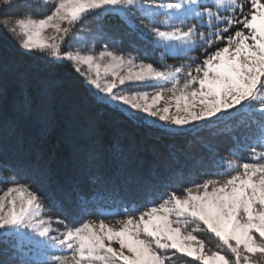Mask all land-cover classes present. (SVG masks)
I'll return each mask as SVG.
<instances>
[{"label":"snow or ice","instance_id":"1","mask_svg":"<svg viewBox=\"0 0 264 264\" xmlns=\"http://www.w3.org/2000/svg\"><path fill=\"white\" fill-rule=\"evenodd\" d=\"M109 16L161 57L184 59L154 65L135 44L110 50ZM88 18L97 23L93 42L107 38L98 53L74 31ZM0 28L43 62L29 70L0 59V179L9 185L0 191V264H264V0H0ZM62 63L132 119L177 134L215 129L232 147L219 155L202 143L187 186L169 179L69 222L57 195L75 194L83 206L115 192L136 153L107 140L87 112L57 102L51 73ZM58 153L72 171L62 183L52 167ZM45 199L64 217L47 215Z\"/></svg>","mask_w":264,"mask_h":264},{"label":"trees","instance_id":"2","mask_svg":"<svg viewBox=\"0 0 264 264\" xmlns=\"http://www.w3.org/2000/svg\"><path fill=\"white\" fill-rule=\"evenodd\" d=\"M38 11L41 14L48 12L47 9ZM105 23L109 26L112 37L111 40H108V46H119L116 47L119 50L124 48L127 51H133V44H135L144 61L160 64V61L157 60L160 49H154L151 45L146 46L143 42L136 40L134 36L127 35V30L120 26V21L115 17H107ZM77 27L79 29L91 28V30L83 31V34L79 33L80 36L92 35L98 31L94 18L86 19L82 25H77ZM116 38H121L122 43H115ZM104 42L105 40L101 41V43ZM0 59L10 60L17 66L29 70L41 69L43 64L42 61L19 50L15 43L2 31H0ZM51 75L58 84L56 89L58 103L71 104L87 112L101 125L107 140L117 138L122 144H131L136 153L132 172L130 175L121 177L115 192L110 189L101 190L102 195L90 196L87 204L83 206L77 202L75 194H72L70 198L61 194L57 195V199L67 210L69 222L74 218L77 220L88 219V214L98 213L101 207L116 208L121 197L142 199L147 189L160 190L169 179L174 180L181 187L187 186L188 180L197 179V168L194 166V160L205 155L202 143L211 144L219 155L227 154L232 147L230 136L213 135L215 129H205L197 133L185 131L177 134L175 130L171 132L160 131L143 117L130 118L128 113L115 110L113 105L103 104L96 100L92 94V89L83 77L75 73L66 63L59 64ZM238 154L244 157L248 155L246 152L239 151ZM52 167L55 180L58 183H62L66 177L72 175L70 167L63 162L59 153ZM178 168H182L183 173L175 172ZM7 175V173L2 174L3 177ZM79 179L82 190L90 194L92 189L86 180L84 178ZM0 183L4 188L9 186L3 179H0ZM48 190V187L45 186L44 191ZM44 204L47 209L46 214L52 216L53 219L58 215L64 217L65 213L57 209L51 200L45 199ZM201 236L208 239L205 234H201ZM0 259L6 260L7 257L0 255ZM12 264H16V262L13 261Z\"/></svg>","mask_w":264,"mask_h":264},{"label":"rangeland","instance_id":"3","mask_svg":"<svg viewBox=\"0 0 264 264\" xmlns=\"http://www.w3.org/2000/svg\"><path fill=\"white\" fill-rule=\"evenodd\" d=\"M40 9H47L48 10V7L47 6H42ZM39 9V10H40ZM12 11H15V9H12ZM137 15H139V13L137 14ZM91 30V28H89V27H85V28H82V29H79L77 26H76V28H75V32L77 33V35L78 36H80L79 35V33H81V34H83V31H85V30ZM206 30V29H205ZM0 31H2L6 36H7V34L4 32V30L2 29V28H0ZM50 31V30H49ZM8 37V36H7ZM80 37H82L83 38V40H87L88 41V43H87V45H86V47L87 48H92V49H94V51H95V53H98L100 50H102V48H103V46H104V43H101V41H103V40H105V39H96L94 42H93V39H92V35L91 34H87V36L86 35H84V36H80ZM9 38V37H8ZM10 39V38H9ZM11 40V39H10ZM83 40L82 41H76V40H73L72 41V43H73V46L74 47H78V46H80L82 43H83ZM12 41V40H11ZM12 42H14V41H12ZM15 43V42H14ZM103 45V46H100V45ZM109 47V49L110 50H114V51H120V50H123V51H125V53H127V52H130V51H127V50H125L124 48H121L120 50L118 49V48H116V47H119V46H108ZM162 50L160 49V52H161ZM199 52V48H197V53ZM193 54H196V53H193ZM184 58H179V57H177V58H175V57H172V56H168V55H165V56H163V57H161L160 55L157 57V60H159L160 61V64L159 65H165V64H176V65H178L179 63H181L182 62V60H183ZM146 63L148 62V61H145ZM154 64V63H153ZM154 65H157V64H154ZM148 91H149V93H150V95H152L153 93H152V90L151 89H148ZM169 95H171V93H169V92H166V93H164V96L165 97H167V96H169ZM160 106L161 107H163L164 106V102L162 101L161 102V104H160ZM172 111H174V108H173V110ZM127 113V112H126ZM147 121H149V122H151L152 123V120H147ZM173 130H175V129H173ZM4 189H6V188H4L3 187V185L0 183V191H2V190H4ZM113 209H115V208H109V207H101L100 208V210H104V211H109V210H113ZM54 227H57V225H53Z\"/></svg>","mask_w":264,"mask_h":264}]
</instances>
